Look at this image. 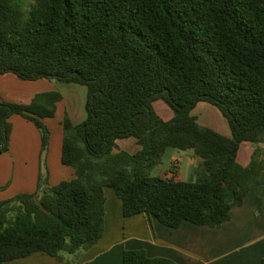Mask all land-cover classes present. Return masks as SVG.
<instances>
[{
    "label": "trees",
    "instance_id": "1",
    "mask_svg": "<svg viewBox=\"0 0 264 264\" xmlns=\"http://www.w3.org/2000/svg\"><path fill=\"white\" fill-rule=\"evenodd\" d=\"M8 73L88 93L86 118L62 122L61 160L74 178L55 185L41 161L51 143L44 119L62 94L0 101V155L13 116L41 136L36 191L0 201V264L37 252L77 263L104 235L106 188L125 217L146 213L170 228H220L251 192L264 211V0H0V74ZM159 100L171 119L154 109ZM200 102L222 112L231 136L198 122ZM130 138L135 153L117 148ZM244 142L254 145L247 166L238 161ZM169 148L199 159L195 181L153 174ZM123 264L177 263L133 249Z\"/></svg>",
    "mask_w": 264,
    "mask_h": 264
},
{
    "label": "crops",
    "instance_id": "2",
    "mask_svg": "<svg viewBox=\"0 0 264 264\" xmlns=\"http://www.w3.org/2000/svg\"><path fill=\"white\" fill-rule=\"evenodd\" d=\"M53 89V83L46 78L24 81L13 73L0 74V100L29 104L37 94L55 91ZM63 100L64 98L57 104L56 115L61 111ZM205 103L207 102L198 103L192 112L198 122L231 136L229 123L216 106L218 110L212 108L215 111L212 117L203 114L202 110L207 107L204 106ZM69 115L73 123L84 120L80 109H75ZM11 120L14 128L10 152L14 151V158L11 159L10 152L0 155V183H4L11 173L15 177L12 189L0 195V200L21 192H35L41 167V136L37 127L21 116L16 115ZM44 122L48 127L52 124V120L48 118ZM57 133V148L54 149L56 139L53 135L47 160L51 185L74 177V170L64 165L61 160L63 127L60 122ZM126 140V146H137L135 139ZM138 149L132 152L126 147L125 150L135 153ZM253 151V144L242 143L238 153L241 165L249 164ZM181 162V158L174 156L169 170L164 171L165 175L161 176L176 175L177 179L182 180ZM155 171L153 174L157 175ZM105 193L107 202L104 235L96 245L81 254L77 263L58 261L48 254L37 252L5 264H123L124 252L133 249L145 250L150 257L168 258L177 264H261L264 258V211L253 192L246 196L242 205L232 209V218L220 228L200 226L189 221L183 222L178 228H170L146 213L125 217L122 201L114 190L106 188Z\"/></svg>",
    "mask_w": 264,
    "mask_h": 264
},
{
    "label": "rangeland",
    "instance_id": "3",
    "mask_svg": "<svg viewBox=\"0 0 264 264\" xmlns=\"http://www.w3.org/2000/svg\"><path fill=\"white\" fill-rule=\"evenodd\" d=\"M2 75H4V74H2ZM50 81L53 83V87H54L53 90L60 92L64 98L63 102L61 103L62 104L61 105V111L59 112V114L55 115L52 118H48V119L52 120V124L50 125L51 128L48 127V125L45 123L51 132V142H52V136L53 135L56 139V145L54 148V149H56L57 144H58L57 143L58 142L57 125L59 124V122L61 124L64 121L65 117H68L71 119V116L69 115V113L72 114L75 109H80L81 114L84 115L83 119L86 118L85 106H86L87 93L88 92H87V88L83 85L66 83L63 81L55 80V79H52ZM0 101H6V100H0ZM6 102H9V101H6ZM10 103H15V102H10ZM205 104L206 105H204V106H207V107L204 108V110H202V112H204L203 114L204 115H210L212 117L213 114L215 113L214 109H212V108H216V107L212 104H209V103H205ZM154 109L164 119H169L174 115L172 109L162 100L154 103ZM13 117H15V116H13ZM166 117H169V118H166ZM11 123H12V126L14 128V122L12 120H11ZM127 142L128 141L126 139L117 141V148L125 150L127 147V148L131 149L130 151H132V152L135 151V149L139 148V145H137L135 148H133V145H131L130 147L126 146ZM50 145H51V143H50ZM49 150H48V153H49ZM9 152H10V149L6 153H9ZM13 152L12 151L10 152V156H12L11 159L14 158ZM48 153H47V155H45V158H42V160H41V156H40V160L42 161V163L45 161L47 162ZM194 155L195 154H193L192 151H179V150H176L174 148H169V149H167V151L163 157L162 164L160 166H158L157 168H155L156 171L154 173L157 175H160V176L165 175V174H163L164 171L169 170L170 165L174 159V156H177V157L181 158V160H182V162L180 164L181 173L183 174L182 180L188 181V182H193L196 179L195 171H196V167L199 163V159L196 158ZM44 167L45 166H43V171H44L43 173L45 175L47 173L45 172ZM49 170H50V168H49ZM14 177H15V174L11 173L9 175L8 179L4 183H0V195L8 193L12 189L13 183H14ZM175 177H176V175H175ZM21 193H33V192H21ZM21 193H18V194H21ZM18 194H15L12 197H15ZM12 197H10V198H12ZM10 198H5L2 200H7ZM2 200H0V201H2Z\"/></svg>",
    "mask_w": 264,
    "mask_h": 264
}]
</instances>
